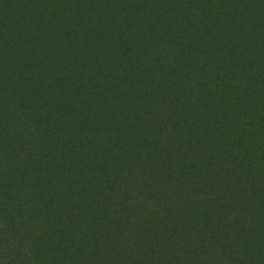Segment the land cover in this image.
<instances>
[{"label": "trees", "instance_id": "trees-1", "mask_svg": "<svg viewBox=\"0 0 264 264\" xmlns=\"http://www.w3.org/2000/svg\"><path fill=\"white\" fill-rule=\"evenodd\" d=\"M0 264H264V0H0Z\"/></svg>", "mask_w": 264, "mask_h": 264}, {"label": "rangeland", "instance_id": "rangeland-1", "mask_svg": "<svg viewBox=\"0 0 264 264\" xmlns=\"http://www.w3.org/2000/svg\"><path fill=\"white\" fill-rule=\"evenodd\" d=\"M147 5L149 6V4L147 3ZM151 22V21H150ZM96 50H98V49H96ZM91 56H94V57H96V56H98V54H97V51H93V53L91 54ZM18 73H19V71H17ZM16 72V73H17ZM49 75H50V77H52V73H49Z\"/></svg>", "mask_w": 264, "mask_h": 264}]
</instances>
